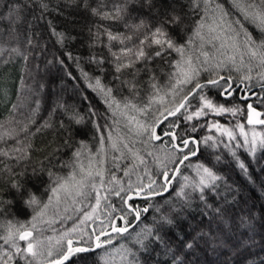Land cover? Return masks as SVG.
Returning a JSON list of instances; mask_svg holds the SVG:
<instances>
[{
  "label": "trees",
  "instance_id": "obj_1",
  "mask_svg": "<svg viewBox=\"0 0 264 264\" xmlns=\"http://www.w3.org/2000/svg\"><path fill=\"white\" fill-rule=\"evenodd\" d=\"M20 2L23 3L24 0H20ZM43 2L48 4L47 10L41 8V0H31L22 13L23 19L15 25H10L8 20L0 19V49L6 50L3 56H0V90L9 94L7 102L2 104L3 101L0 99V124H3L6 128L15 127V121L27 123L29 116H32L37 124H43L47 120H50L53 124L52 128L44 129L29 138L33 145L30 160L23 161L19 165H16L15 161H6L15 169L16 176L14 179L24 184L28 190L46 202L51 195V192L47 189H49L52 180L56 177L68 175L75 165L77 158L73 155L74 152L81 149V154H83L87 148L95 147L101 135L105 136V142L110 146V142L107 140L110 131L114 137L119 136L122 138L123 132H127L128 135L131 134L120 110H117L116 114L113 115V110L108 108L104 98L87 87L88 81L85 80L80 69L87 72L90 77H100L103 84L113 87V94L116 100L121 102V107H123L125 100H131L139 108L146 107L149 105V97L155 95V93L150 87L151 82L148 75L141 73L138 77L140 85L137 94L133 96L127 87L120 86V82L114 80L110 64L105 63L98 66L89 62L90 57L102 52L106 53V50L101 49L99 45L89 46L91 41L88 28L94 18L85 12L82 7H77L75 3H72V0H43ZM218 2L224 5L225 10L230 13L231 19H243L232 8L230 0H218ZM250 2L259 4V0H250ZM157 7L159 15L155 14V9L151 12L148 9H141L134 12L133 15L147 18L152 23H156L163 18L166 12H170L175 7L176 11L184 17L180 27H169V33L177 44L186 43L187 39L192 36L195 23L204 15L203 9L193 12L189 8L188 0H157ZM0 12H7V8L2 4H0ZM49 23H51V28ZM244 25L258 44L261 40L259 29L247 21H244ZM52 28L67 37L63 45L57 43V37L52 35ZM29 40H31V44L28 43ZM196 44H199V41ZM15 47H19L27 56V59L11 52V49ZM188 47L192 50L191 54L200 51L196 45ZM217 47L218 43L215 41L204 46L203 50L209 51L210 59H212L213 54L217 58L212 64L204 66L208 67L210 71L205 72L202 69L199 79L201 83L205 84V87L201 91L215 104L227 108H236L238 111L235 115L232 112L224 115L208 113L199 120L191 122L185 121L182 114H177V116L168 118L160 124L158 129L163 134L174 130L181 135H191L200 140L198 145L199 154L197 157L186 161L185 165L180 166V173L176 175L169 192L164 194L163 197H156L147 202L141 198H135L132 202L141 208L148 204L163 205L166 210L168 206L165 201L173 200L176 197L173 189L179 190L180 185L184 183V177H188L189 181H193L192 179L196 178L197 175L196 166L204 164L225 178L224 181L217 182L218 186L214 191L208 192V200L213 206L227 207L228 213L222 223H217L212 220L210 210L204 209L200 201L194 198L192 208L183 211L182 218L177 220V226L173 231L168 232L166 237V239L171 238L173 253L179 257L177 264H264V147L259 146L254 153H251L244 141L237 138L236 145H243L239 148L236 147V153L239 160L247 167V172H244L230 155L228 149L231 148V145L229 143L209 141L206 144L203 142L205 137L211 136L209 129L213 123L228 126L243 125L245 129H252L245 123L248 103H252L264 119V78L260 76L264 68L259 67L253 70L251 79H243L247 73L246 69L241 70L240 68L239 71H236V67L227 60L231 55L226 57L220 52L221 50H218V55L214 53ZM241 49L245 51L243 47ZM224 53H231L230 48L225 47ZM68 54H71L72 59H69ZM244 56L247 61H250L249 55L244 54ZM58 59H63L66 67L61 66ZM179 59V54L173 51L167 56L169 63L158 61L153 65V72L156 77L154 82L158 86L163 87L167 84L168 74L173 70L170 63L174 64ZM49 61L52 63H49ZM221 61L225 62L224 67L218 69L213 67ZM68 72L71 73V76L67 74ZM215 72H219L234 86L241 84L245 88L241 91L240 87L230 98L223 97L222 89L229 82L226 84L222 80L218 86L206 83L209 77L215 78ZM41 85H44V87H41ZM245 97H247V100H244ZM58 101L66 103L75 108L80 114L85 115V122L80 125L73 123L69 119L70 112H65L63 108L57 107ZM191 103L193 107L197 106L199 103L198 97L191 99ZM14 105L16 107H13ZM89 108L96 113V116H91ZM60 122L65 125L63 129L59 126ZM94 122H98L103 126V132L96 130L93 126ZM173 123L179 124L180 127L170 129L169 125ZM193 124L197 127L196 132L190 131ZM35 127L36 125L32 126L33 130ZM258 129L264 132V125L258 127ZM2 131L3 129H0V132ZM146 142H150L154 155L145 164V167H148V173L159 182V173L163 169L160 161L156 160L154 156L162 155L161 161H163L165 153L173 151L171 142L168 136L161 142H155L154 140H146ZM214 142L217 146L210 147L209 145ZM12 144L13 142L9 141L8 145H0V147H8ZM225 145H228V148H225ZM193 147L195 148V145ZM128 148L132 150V152L128 151L130 154L134 152L141 155L133 145L130 144ZM117 153L119 152L112 154L110 157L117 156ZM218 154L222 156L221 162L215 160V156ZM124 159L123 161H115L120 162L119 168L111 164L112 159L106 164L104 168V186L99 190L101 196L99 218L94 221H87L79 226L83 233L92 234L94 229L98 233L101 227L110 223L109 213L111 217L115 218L121 214V209L126 211L121 198L114 194L117 185L110 183L113 175L126 189L129 183L135 185L137 182L138 174L134 171L129 176L124 175V169L132 167L133 156ZM64 165L68 166L65 167ZM174 167L175 165L168 163L170 175H174L171 172ZM2 168L3 165L0 164V169ZM33 169H36L35 174ZM49 171L53 173L51 179L48 175ZM142 172L143 175L139 176L143 177L144 182L147 183L148 176L145 175L143 169ZM8 180L9 176L7 174L0 173V198L6 202L12 201L11 204L0 205V208L3 209V211H0V235L4 234L3 228L7 221L11 220L14 223L16 221L27 222L34 215L32 209L21 201L16 192L8 188ZM92 194L88 199V202L91 201L87 206L88 210L85 212H90L91 207L95 204L96 192L93 191ZM125 195H127L126 192L121 193V196ZM105 196L107 199L103 198ZM195 196H198V194H194ZM225 200H227V204L224 203ZM109 205L114 207L116 211H113ZM205 212H208V214H203ZM157 215L150 208L148 213L142 214L141 220L138 222L129 216L128 219L132 224L129 231H139L140 227L144 225L152 226L153 218ZM81 219H83V216L79 215L78 218L77 214L71 220L72 222H59L58 225L56 224L57 228L54 226L48 227L40 234L36 232V236L39 239L44 237L49 238V240L51 237L59 239L64 232L74 227L73 223L75 224V221L80 222ZM101 220L104 221V225H101ZM116 222L119 226H123L122 221L117 220ZM210 222L211 235H214L217 239L213 240L210 235L208 243L201 240L199 246L192 250L182 248L180 241L176 238V233L187 238L193 234L194 227H203L205 231H208L205 226ZM83 233L78 230L77 233L71 234L73 241L77 242L74 246H91L93 250L75 253L68 261H65V264H107L103 252L111 251L113 248L118 250L121 244H126L122 237L113 233L112 240H115V238H118V240L111 245H105L104 248L94 250V244ZM102 239H107V237H102ZM0 243H3V241L0 240ZM19 243L23 245L24 242ZM62 243L65 244L64 241ZM7 250L9 252L13 251L9 248ZM0 252L3 251L0 250ZM140 259L146 261L147 264H172V254H166L162 246L154 245L153 250L141 253ZM12 264H24V261L20 257H15Z\"/></svg>",
  "mask_w": 264,
  "mask_h": 264
},
{
  "label": "snow or ice",
  "instance_id": "obj_2",
  "mask_svg": "<svg viewBox=\"0 0 264 264\" xmlns=\"http://www.w3.org/2000/svg\"><path fill=\"white\" fill-rule=\"evenodd\" d=\"M30 2L31 0H24L23 3L20 0H0V4L7 8L6 13L0 12V19L8 20L10 25L19 23L23 19L22 13ZM230 2L232 8L243 19H231L230 13L225 10L224 5L218 2V0H188L189 8L193 12L203 9L204 15L195 23V27L192 29V36L187 39L186 43L177 44L169 33V27H180L184 21V17L176 11L175 7L170 12H166L158 22L152 23L151 20L138 15L134 16L133 13L141 9H148L150 12L155 9V14L159 15L157 0H72V3H75L77 7H82L85 12L94 18L88 28L91 41L89 46L99 45L101 49L106 50V53L102 52L90 57V63H95L98 66L105 63L110 64L114 80L119 81L120 86L127 87L133 96L137 94L138 86L140 85L138 77H140L141 73L149 76L150 87L155 93V95L149 97V104L159 103L163 106V110H158L159 115L154 117V122L151 124L141 123L135 120V117H131L130 120L136 124L135 131L137 135L147 134L149 140H161V136L156 131L158 125L168 120L169 117L177 116V114H182L183 119L188 122L199 120L208 113L220 115L225 112H232L233 115L236 114L238 109L215 104L205 96L201 91L205 87V84L201 83L199 79L202 65H208L210 61L209 53L203 50L204 46L217 40L220 41V49L228 47L235 53H240V66H236L235 55L227 58L228 62L236 67V71H239L240 67L244 66L243 55L245 53L241 52L242 47L251 59H257L259 66L264 68V0H259V4L250 2V0H230ZM40 6L44 10L48 9V4L44 3L43 0H41ZM244 21L255 25L259 29L261 40L258 44L253 39L251 33L245 28ZM49 27H52L51 23H49ZM12 30L14 31V28ZM52 35L57 37V43L61 45L67 39L63 33L56 31L55 28H52ZM197 41H199V44H196ZM28 43L31 44V40ZM191 45H196L199 48L200 56L204 57L203 61L200 60V56H193L191 54L192 50L188 47ZM4 51L6 50L0 49V56H3ZM173 51L179 54L180 59L175 61L174 64L170 63V67L173 70L168 74L167 84L163 87L158 86L154 82L156 77L153 72V65L158 61L169 63L167 56ZM11 52L24 56L27 59V56L19 47L12 48ZM68 55L69 59H72L71 54ZM49 63L52 62L49 61ZM58 63L61 66H65L63 59H58ZM224 66L225 62L223 61L213 65L217 69ZM80 71L85 80L88 81L87 87L100 94L104 98L108 108L112 109L113 115H115L116 111L121 109V102L116 100L113 94V87L103 84L100 77H90L83 69H80ZM203 71L207 72L210 69L204 67ZM250 71L251 69H249ZM67 74L71 76L70 72ZM260 76L264 78V71L260 73ZM214 77H209L206 83L213 86H218L222 80L226 84L228 83L219 72H215ZM243 79H251V75L245 74ZM41 87H44V85H41ZM229 89H231V84H228L224 92L231 95ZM169 95H171L172 100L168 104H165V99ZM197 97L199 103L193 107L191 99H196ZM13 107L16 106L14 105ZM57 107L63 108L65 112H70L69 119L73 123L80 125L85 122V115L80 114L75 108L66 103L58 101ZM123 108L141 113L146 111V108L137 107L131 100H125ZM247 109L248 124H264V119H260L261 113L257 112L251 104L247 106ZM89 113L93 117L96 116V113L91 108H89ZM121 114L124 113L121 112ZM33 125H36L34 130L32 128ZM59 126L61 129L65 127L63 122H60ZM93 126L97 131L103 132V126L98 122H94ZM52 127L53 124L50 120L45 121L43 124H37V121L32 116L27 118V123L15 121V127L6 128L3 124H0V129H3L0 132V145H8L9 141L13 142L11 146L0 147V164L3 165L0 173H5L9 176L8 188L14 190L21 201L31 208L34 213L31 220L27 222L16 221L14 223L11 220L7 221L3 228L4 234L0 235V240L3 241L0 249L4 248V245H7L13 251L9 252L5 249L3 252H0V264H12L15 257H20L24 261V264H65V261H68L75 253L93 250L91 246H74L71 234L78 230L83 233V230L79 229L78 225L60 236L57 244H61V241H64L65 244L55 253L53 246L51 244L45 245L44 241L39 239L35 233L38 230V225H51L54 222V218L49 217V212L50 210H54L55 214L59 215L62 203L65 205L63 208V212L65 213L70 210L81 211V209H76L72 206L78 202L77 197L87 199L89 195L86 191L87 188H91L96 192L95 204L91 207L90 212L83 213V219L80 220V224L99 218L101 196L96 183L93 181L99 177L100 187L104 186L103 177L105 170L99 165L105 163V160L94 161L93 159H89L88 166L85 168L84 164L79 160L81 149H78L73 153L77 158L73 170L66 176L56 177L52 180L49 189H47L51 192L47 202L41 200L28 190L24 184L14 179L16 176L15 169L12 165L6 163V161H15L16 165H19L23 161L30 160L33 145L29 138L36 133L42 132L44 129ZM178 127L180 125L177 123L169 125L170 129ZM211 127L215 128L222 135H226L229 140L236 138L230 129L218 123H213ZM238 127L240 128L241 135L245 137L244 143H250L252 145L250 151L254 153L257 144V134L253 133L252 140L249 141L247 133L244 131V126L239 125ZM190 131H197L195 124L191 126ZM164 135L169 137L173 151L165 153L164 160L160 161L163 170L159 173V182L150 173L145 171V175L148 176L147 183L144 182L143 177L138 175L135 185L129 183L126 189L113 175L110 183L117 185L114 194L121 198L126 211L121 209V214L115 218L111 217L109 213L110 223L101 227L98 233L95 229L92 234L83 233L88 236V240L92 241L96 249L104 248L105 245H111L113 243V233L122 237L126 241V244L120 245L121 258L124 264H147L146 261L140 259V254L153 250L154 245L162 246L166 254H172V264H177L179 257L173 253L171 238L166 239V237L168 236V232L173 231L177 226V220L182 218L181 214L183 211L192 208L194 198L200 201L204 209L210 210L212 220L217 223H222L228 213L227 207L213 206L208 200V192L214 191L218 186L217 182L224 181L225 178L204 164L196 166L197 180L189 181L188 177H184L185 182L180 185L179 190L173 189L177 200H166L165 204L168 206L166 210L163 205L154 206L148 204L141 208L132 202L135 198H141L147 202L156 197H163L164 193L169 192L176 175L180 173V166L185 165V162L189 161L190 157L197 155L198 149L194 148L193 145H198L200 140L191 135H181L174 130L167 131ZM107 140L110 142V147L113 151L120 152V155L113 156L112 160L117 161L124 158V153L121 151L122 138L119 136L114 137L110 131L107 135ZM213 140L214 138L209 136L205 137L203 142L207 144ZM99 142V153H105L104 135L99 137ZM259 145L264 147V138L259 139ZM209 146L216 147L217 145L214 142ZM242 146L241 144H237L235 147L239 148ZM123 147L128 148V145L124 144ZM225 148H228V145H225ZM128 151L132 152L130 148H128ZM228 151L232 158L237 161L238 167L247 172L246 165L239 160L236 151L232 148H229ZM132 156V167L124 169L125 176H129L135 170L137 161L139 164H144L143 158L138 153L133 152ZM156 159L159 160V157ZM215 160L221 162L222 156L216 155ZM94 163L97 165L95 168L93 167ZM168 163L175 165L171 169L174 175L169 174ZM64 166L67 167L68 165ZM76 166L79 167V173L75 170ZM33 173H36V169H33ZM48 175L50 179L53 177V173L50 171ZM228 187L231 190L230 186ZM122 192H126L127 195L121 196ZM194 194H198V196L194 197ZM103 198L107 199L106 196ZM69 201H71V204H69ZM5 203L11 204L12 201L6 202L0 198V205ZM224 203L227 204V200ZM109 207L112 206L109 205ZM150 208L158 214L153 218V225H144L140 227L139 231L133 230L130 232L129 229L132 228V224L128 217L131 216L135 221H140L142 214L148 213ZM112 210L116 211L114 207H112ZM0 211H3V209L0 208ZM203 214L207 215L208 212ZM67 218L71 219V216ZM117 220L122 221L123 226H119L116 222ZM100 223L104 225L103 220ZM205 227H207L208 231H205L203 227H194L193 234L187 238L176 233V238L180 241L182 248L192 250L199 246L201 240L208 243L209 237L212 234L211 222ZM102 237H107V239H102ZM211 238L213 240L217 239L214 235H211ZM18 241L24 242L23 245L18 243Z\"/></svg>",
  "mask_w": 264,
  "mask_h": 264
},
{
  "label": "rangeland",
  "instance_id": "obj_3",
  "mask_svg": "<svg viewBox=\"0 0 264 264\" xmlns=\"http://www.w3.org/2000/svg\"><path fill=\"white\" fill-rule=\"evenodd\" d=\"M215 42L218 43L217 49L214 48V49H216L215 52H214V53H216V55H218V50L219 51L221 50L220 52L222 54H224L226 57L229 56V55H231V56L235 55L236 56V61L238 59L237 64H238V66H240V63H241L240 53H235L230 48L231 53L225 54L224 53L225 48L220 49V41L217 40ZM204 51H206V49ZM226 51H227V49H226ZM206 52L209 53V51H206ZM241 52H244L246 54V51H243L242 49H241ZM192 55L193 56H200V51H198L196 54L194 52V53H192ZM246 55H248V54H246ZM209 56H210V53H209ZM216 58L217 57H215L214 54H213L212 55V59H210V61H209V64H212V62H214L216 60ZM203 59H204V57L200 56V60L203 61ZM243 65H244L243 67H240L241 70L246 69V71H247L246 74H250V75L253 74V72H254L253 70H256L257 68L260 67L259 66V61L257 59H251L250 58V61H247L245 59V56L244 55H243ZM204 66L205 65H202V67H201V74H202V69L204 68ZM249 69H251L250 72H249ZM227 86H225L224 88H226ZM224 88L222 90H224ZM224 95L225 96H229L226 93ZM55 97H56V94H55ZM8 98H9V94H7L6 92L3 93L0 90V99H2V101H3L1 103L3 104L5 102H7L8 101L7 100ZM177 99H179V97H177ZM171 100H172V97H171V95H169L165 99V104H168V102L171 101ZM143 108H146V111L144 113L137 112V111H133L131 109H124L123 107H121V109H120V113L121 112L124 113V114H121V116H122V118L124 120H126V123L128 125L129 131L131 132V134H129V135L127 134V132H123L122 133V144H121L122 147H121V151H123V153H124V158H129L132 154H130L128 152V150H127L128 148H124L123 145L124 144H127L128 147H129V145L131 144V145H133L140 152V154H141L140 156L143 158L144 164H139L138 161L136 162L137 167L135 168L134 172L137 173L138 175H143L142 169H143L144 173H145V171L148 172V167H145V164L150 159H152V156H151V150H150V148L148 146L149 143L146 142V140H149L147 134L137 135L136 134V131H135L136 124H135L134 121H131L130 118L131 117H135V120H138L141 123L151 124V123L154 122V117L159 115V111H162L163 110V106L161 104H159V103H152V104H149V105H147L146 107H143ZM227 113H229V112H225V113L220 114V115H224V114H227ZM220 125H222L225 128L230 129L232 131L233 135L236 138L234 140H229V138L226 135H222L219 131H217L215 128H212V127L209 129V131H211V136L210 137H213L214 138L213 141H218V142L225 141L226 143H229L231 145V148L236 151V147L235 146H236L237 138H240L241 141L242 140L243 141L245 140V137L243 135H241L240 128L238 127L239 125H234V126H228V125H223V124H220ZM244 131L247 133V138H248L249 141L252 140L253 133H256L257 134V144L255 146V148L257 149L260 146L259 145V139L260 138H264V132L261 131L260 129H257V128H252V129H245L244 128ZM96 144L97 145L95 147L92 146L90 148H87L84 151V153L81 154V156L79 158V160L84 164L85 168H87V166H88L89 159H93L94 161H96V160H105V163L99 165L100 167H102L104 169L105 166H106V164L108 162H110V160L112 159L110 156L112 154H114V153L116 154V152L113 151L111 149V147L106 144V142H105V153H99V148H100V142H99V140H97V143ZM246 145L248 147V150L250 151L252 145L250 143H248ZM251 153H253V152H251ZM119 155H120V152L117 153V156H119ZM154 157H155V159L157 158V156H154ZM124 158L119 159V160L123 161ZM158 161H160V158H159ZM111 164L114 167H118L119 168L120 162L112 161ZM96 166L97 165L94 163L93 164V167L95 168ZM72 170H73V168L71 169V171ZM75 170L77 171V173H79V167L78 166L75 167ZM104 177H105V174H104ZM104 177H103V179H104ZM197 179H198V176L196 175V178H193L192 180L194 181V180H197ZM93 182L96 183L98 190H100V188H101L100 187V178L99 177L95 178V180ZM183 182H185V181H183ZM188 190H190V189H188ZM86 191L89 193V195L87 196V199H84V198H81V197H77L76 199H77L78 202L75 205L72 206L73 208L81 209V211H73V210H70L69 212L65 213V212H63V208L65 207V205L62 203L60 205V214L59 215H56L55 212H54V210H50V212H49V217L50 218H54V222L51 225H49V224H41V225H38V230L36 232L38 234H40L43 231H45L46 228L52 227V226H54L55 228H57V225H58L57 223H59V222H64V223L72 222L71 220L73 218H75L77 216V214H78V218H79V215L80 216H83V213L86 210H88V207H87L88 204L91 202L90 200L88 202V199L90 198L91 195H93L92 194L93 190L91 188H87ZM176 200H177V197H175L173 199V201H176ZM69 204H71V201H69ZM68 216H71V219H68L67 218ZM73 225L74 226H77V225L78 226H81L82 224H80V222L75 221V224L73 223ZM77 232H74V233H77ZM41 240L44 241L45 245L51 244L53 246L54 253L58 249H60L61 246L63 245V243H62L63 241H61V244H57V240L58 239H56L54 237H51L50 240H49V238H45L44 237ZM116 240H118V238H115V240H113V243ZM53 241H54V243H52ZM18 243H19V241H18ZM75 243H77V242L74 241V244ZM2 244L3 243H0V245H2ZM5 249H8V246L7 245H4V248H2L0 250L1 251H4ZM115 249L116 248H113L111 251H108V252L104 251L103 252V256H104L105 261L107 262V264H124V262H123V260L121 258L120 247H119L118 250H115ZM119 262H121V263H119Z\"/></svg>",
  "mask_w": 264,
  "mask_h": 264
},
{
  "label": "flooded vegetation",
  "instance_id": "obj_4",
  "mask_svg": "<svg viewBox=\"0 0 264 264\" xmlns=\"http://www.w3.org/2000/svg\"><path fill=\"white\" fill-rule=\"evenodd\" d=\"M230 92L232 93V90H231ZM224 93H225V92L223 91L222 94L224 95ZM229 96H231V95H229ZM156 131H157V134L161 136V140H156V141H159V142L163 141V140L166 138V135H164V134H163L162 132H160L158 129H157ZM195 148L198 149L197 145H196ZM198 152H199V151L197 150V155H198ZM197 155H196V156H197ZM196 156H192V157H196Z\"/></svg>",
  "mask_w": 264,
  "mask_h": 264
},
{
  "label": "water",
  "instance_id": "obj_5",
  "mask_svg": "<svg viewBox=\"0 0 264 264\" xmlns=\"http://www.w3.org/2000/svg\"><path fill=\"white\" fill-rule=\"evenodd\" d=\"M249 105V104H248ZM248 110V109H247ZM257 111V110H256ZM258 112V111H257ZM260 119H261V116H260ZM246 124L248 125V126H257V127H260V126H262V125H264V124H255V125H253V124H248L247 123V119H246ZM165 194V193H164Z\"/></svg>",
  "mask_w": 264,
  "mask_h": 264
}]
</instances>
